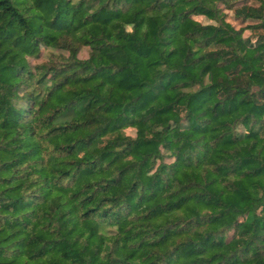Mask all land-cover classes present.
Segmentation results:
<instances>
[{
  "label": "trees",
  "instance_id": "obj_1",
  "mask_svg": "<svg viewBox=\"0 0 264 264\" xmlns=\"http://www.w3.org/2000/svg\"><path fill=\"white\" fill-rule=\"evenodd\" d=\"M0 264H264V0H0Z\"/></svg>",
  "mask_w": 264,
  "mask_h": 264
},
{
  "label": "rangeland",
  "instance_id": "obj_2",
  "mask_svg": "<svg viewBox=\"0 0 264 264\" xmlns=\"http://www.w3.org/2000/svg\"><path fill=\"white\" fill-rule=\"evenodd\" d=\"M246 1H249V2H251V3H257V2H258V0H246ZM197 17L200 18V19H202V20H205V18H204L203 16H201V15H199V16H197ZM244 33H245V34H248V33H249V30L245 31ZM87 50H88V47L83 46V47L80 49V51H79V55H80V56H85V55L87 54ZM42 58H44V57H42ZM127 131L132 132L133 130H132V129H127ZM133 132H134V131H133Z\"/></svg>",
  "mask_w": 264,
  "mask_h": 264
}]
</instances>
